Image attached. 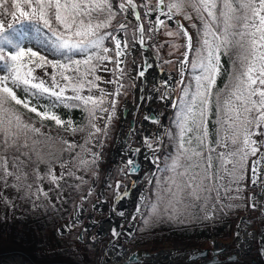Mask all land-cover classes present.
<instances>
[{"label":"snow or ice","instance_id":"1","mask_svg":"<svg viewBox=\"0 0 264 264\" xmlns=\"http://www.w3.org/2000/svg\"><path fill=\"white\" fill-rule=\"evenodd\" d=\"M116 8L121 13L132 9L130 14L141 20V14L135 11V0H118ZM149 11L157 13L156 31L166 26V20L160 17L171 20L183 15L184 19L192 20L191 12L196 14L201 27L195 47L193 36L183 24L178 25V32H167L168 36L175 37L182 34L186 41L180 83H184L186 69H191L192 76L178 103L173 105L178 109L174 120L177 131L172 137L175 150L164 157L163 168H157V172L166 174L165 178L156 182L154 202L142 196L140 203L153 222L161 218L191 217L197 210L208 219L212 209L232 207L219 203L224 198H242L231 193L243 191L240 185L245 180L249 158L260 152L253 137L261 135L264 127V0H168L167 3L156 0ZM117 15L113 0H0V73H4L0 75V179L15 176L20 181L24 175L20 167L24 163L33 169L45 163L52 181L58 179L52 165L59 161L61 153L74 150L77 145L43 132L44 122L49 120L73 134L87 130L75 166L88 168L96 164L98 153H92L91 160L84 158L85 153L92 151L87 145L99 134L107 135L108 124L115 115V97L123 88L120 77L125 70L121 67L124 63L121 58L127 54L128 39L125 37L122 44L114 32L105 31L113 26ZM4 17L11 22L6 24ZM191 26L197 27L195 23ZM126 27L124 23L118 25L121 31ZM137 31L139 43L143 44L144 25L140 24ZM135 38L133 34L132 39ZM109 40L114 48L106 46ZM33 41L59 53L63 60H49L27 46ZM113 52L116 67L112 71L117 79L108 83L117 87L113 93H107L100 88L101 77L96 73L105 61H113L110 55ZM76 55L83 58L76 59ZM227 55L233 58L232 74L228 83L217 89L222 56ZM47 67L53 69L51 83L34 75L36 69ZM139 75L144 76V71ZM20 88L26 94L24 99L14 90ZM86 89L89 93L96 89L99 95H85ZM69 91L71 95L67 94ZM29 97L48 99L49 103L38 107ZM17 105L35 113L40 126L26 121ZM59 105L82 109L87 114V124L77 126L72 120L62 119L54 111ZM213 109L214 141L208 127ZM105 114L107 122L101 128L97 121L104 119ZM151 119L158 122L156 118ZM145 143L152 149L151 141ZM158 161L160 157L153 162ZM10 163L14 170H9ZM262 163L264 153L252 161L253 185L258 183ZM127 165L132 172L137 171L134 159H129ZM116 188L119 190V183ZM127 195L125 191L124 196ZM117 199L123 197L117 195ZM250 206L256 208L255 203ZM136 211L144 214L141 208ZM148 222L145 219L144 223ZM112 235L118 237L120 233L113 229Z\"/></svg>","mask_w":264,"mask_h":264},{"label":"rangeland","instance_id":"2","mask_svg":"<svg viewBox=\"0 0 264 264\" xmlns=\"http://www.w3.org/2000/svg\"><path fill=\"white\" fill-rule=\"evenodd\" d=\"M167 2L168 0H166V3ZM135 3L139 4L137 2ZM155 4L156 0H149L143 1L141 5H147L149 9H152L151 5ZM132 11V9H129L128 12L125 13V17L122 21L127 25V29L133 33L130 38H127V54L121 58L124 61L121 67L125 70L123 76L120 77V83L123 85V88L121 90V94L118 97H115V115L113 116L111 123L108 124L109 127H114L112 131L113 135L111 140L107 137L108 133L107 135L99 134L97 137V139L100 138L99 145L101 146V149L106 150V152H99L98 160H101L103 163L101 165V173L96 172L93 174L89 187L87 188L89 196L84 194L82 198L73 205V211L68 220L60 223L57 226V229H55L54 235L59 241H52L48 238V241L45 240V243L40 247L35 245V251L37 254L40 257L43 256L44 258L49 259L53 256L52 253L54 251H58V249L61 248V246L56 243L63 242L65 247H67L63 250H69L73 247L74 251L71 253H73L77 258L36 260L31 256H27V253L22 250H12V248L9 247L10 242L3 241V239H5V235L3 236L0 234V264H111L110 261L106 263V258H109L107 255L109 249L105 251L107 244H109L110 241H113V243H124L125 238L123 236H119V239H116V237H113L112 235V230H109L108 228L105 229L103 227V223H105L106 220L111 219L112 214L115 215L116 218H121L116 214V211H119L117 206L121 203V199L118 200L117 195L124 196L125 191H127L131 197L138 196V191L134 193L137 186H145L144 196H147L148 186L159 166V161L157 163H154L153 161L156 157H159V151L162 143L161 141L168 127L169 115L175 109L173 105L176 104V97L179 99L182 96L183 88L191 81L192 76L191 69H186L183 74L184 83H180L182 78L180 74L181 61L184 58L183 53L185 52L184 46L183 48L179 47L174 49L171 52L172 55H170V58H172V61L169 63L168 67H166V62H169V59L159 56L161 55L160 52L164 51L165 48L168 47H159L161 43L165 42L166 45L170 44L173 37L177 39V44L183 43V40L184 43H186L185 39L182 40L180 37L168 36L167 33L159 36V31L155 30L157 26L154 22L155 16L157 15L155 11H149L147 15L145 17H141V20L139 21L135 19L134 15L130 14ZM135 11H138V9L136 8ZM190 14L193 19H196L194 16L196 14L194 12H191ZM4 19L6 24L11 22L10 18L4 17ZM193 19L186 20L183 15L174 16V20L171 25L167 19L165 20H167L169 26L173 28L177 21L182 20L184 27L187 28L188 31L190 30L189 33L191 34L195 32V28L191 26L194 23ZM140 24H143L145 27L143 44L139 43L140 34L137 31ZM113 29H115L114 34L122 39L123 44V39L128 36L127 29H124L123 31L117 29V27ZM133 34H135V39H132ZM195 43H198V40H196ZM195 43L193 45H195ZM106 46L114 48V44H112V42ZM110 55H113V61H105V64L102 65L96 73L101 77V80L98 81L100 88L104 89L107 93H113L117 87L116 84L108 83L110 80L117 79V74L112 71L116 67L114 62V52L110 53ZM189 60H191V54L189 55ZM105 68L107 70H105ZM141 70L144 71V76L139 75ZM49 72H52L51 67L38 68L35 70L34 75L51 83V75ZM152 74L155 75L156 78L153 77ZM152 90L157 91L158 94L152 96ZM67 94H71V92L69 91ZM84 94L99 95V91L94 89L92 93H89L86 89ZM112 98L113 97L111 96L109 97L110 100ZM148 107H152L150 111H147ZM150 112H152L155 117H159L158 122L154 123L150 121ZM144 116H147L149 119H144ZM175 117L176 114L174 119ZM106 122L107 114L104 115V119L98 120L97 124L103 128ZM260 131L261 135L253 137L257 140L260 152H258L256 156L251 157L247 200H249L248 197L252 195V193L256 192L255 188L250 186L252 183L250 179L252 161L259 158L260 153H264V127H262ZM119 137H123L122 142H125L130 147H139L142 148L141 150L143 152L150 150V154L153 153L150 164L147 163L146 165L141 166V169L137 174L130 176L128 171H126V169L131 167L127 166V161L134 158L127 156L125 153H121V155H119V147L123 145V143L122 145H119ZM146 140L152 142V149L147 147V144L145 143ZM153 149L158 150L153 151ZM101 152H104V154L101 155ZM124 160H126V162H124ZM119 168H121V171L125 170L123 177L118 174ZM65 169L66 168H57V175L61 173V178H63L64 176L62 174H64ZM108 171H110L109 174L112 173L113 175H107ZM139 176L140 178L137 180L138 182L132 185V182ZM2 180L3 179H0V198L5 195V199L9 201L10 206L11 204H16L15 198L13 199L14 194L12 190H9L6 183ZM117 183L120 185L119 190L116 188ZM78 205L83 208V211L80 219H75V216H77L75 213ZM4 210L8 213L9 207H6ZM14 211L15 210H13V212ZM143 211L144 208L143 205H141V212L143 213ZM247 213L248 209L241 212L236 218H234L233 222L239 220L240 217L244 215H247L248 217L250 214ZM140 215L141 214H139L136 218V221H138ZM71 218L73 220H70ZM66 225H72V227L66 228ZM253 227L260 229V225H254ZM101 229L105 231L109 230V232L106 231V234L103 233L102 235L100 234ZM8 231L9 230L7 229L6 232ZM80 232L83 237L80 240H76L75 238L79 237ZM124 235L127 237L126 234ZM6 236H9V234H6ZM231 237L232 236L230 235L226 238L207 237L202 240L191 239L185 241L171 239L169 242H161L157 244H152L150 241L138 243L135 238L130 246L125 247L126 251L146 250L150 253L175 249L177 251L179 250V252L177 254L171 251L169 256L175 257L172 261L178 260L179 264H198L199 262L196 261H188V250L192 251L200 248H211L213 242L217 240L216 238L224 241L223 243H229L232 247H234L231 242H226L230 241ZM70 239H73L75 242L72 247H70ZM96 243L98 245L97 247L95 245ZM253 244L255 245L256 242ZM252 254L254 257L258 258L256 251L252 250ZM121 260L122 259H120V261ZM257 260L261 263V259ZM242 261L249 262L247 258H242ZM119 263L123 264V262Z\"/></svg>","mask_w":264,"mask_h":264},{"label":"trees","instance_id":"3","mask_svg":"<svg viewBox=\"0 0 264 264\" xmlns=\"http://www.w3.org/2000/svg\"><path fill=\"white\" fill-rule=\"evenodd\" d=\"M143 1L149 0H135L137 4L138 12L141 14V17H145L149 12V7H144L142 4ZM118 1L113 0L114 9H116L118 15L113 21V26L105 31L114 32L118 28L119 23H123L125 13H121L118 8H116ZM155 5H151L154 8ZM196 17V15H194ZM120 19V20H117ZM194 23L197 25L195 32L191 33L193 36V44L198 40V29L201 27V22L196 18L193 19ZM183 24V21L180 20ZM118 22V23H117ZM20 22L17 23L19 25ZM127 29V27H126ZM169 31L178 32L179 27L175 24L174 28L170 27L166 21V26H161L159 30V36L166 34ZM190 31V30H189ZM133 32L127 29V38L131 37ZM29 35H34L30 33ZM182 40L184 37L182 34L179 36ZM160 39V38H159ZM177 39L173 37L170 44L161 43L159 47L168 46L164 51H161L160 57H166L169 59V62H166V67L169 66V63L172 61L170 58L171 52L177 47H173L174 44L180 45L183 48V43H176ZM199 43V40H198ZM195 43L194 47L198 45ZM111 44V41H106V45ZM27 46L33 47L34 50H38L41 54L46 55L49 60H63V57L59 53H55L53 50L45 49L33 43L28 44ZM179 48V47H178ZM74 58L80 59L83 58L82 55H76ZM222 71L220 77L217 79V89H222L225 84L228 83L229 77L232 74L233 70V58L231 55L222 56ZM52 69V68H51ZM53 73L49 72L51 75ZM4 73H0L3 75ZM130 82V81H129ZM17 93V96L21 99H24L26 94L23 89H14ZM72 94V93H71ZM68 94V95H71ZM33 104H36L38 107L46 106L49 101L48 99L36 97H29ZM178 97H176V104L178 103ZM19 111L23 114L26 121H31L36 124L37 127L40 126L39 118L35 113H30L26 109H23L22 106H16ZM62 119L65 121L72 120L73 123L77 126H84L87 124V114L80 108H67L63 105H59L54 110ZM178 109L175 107L174 111L171 112L168 118V127L166 133L162 138L161 149L159 151V168H163L164 157L168 153L174 152L175 150V140L172 138L176 134V127L174 124V116L177 113ZM215 109H213V114L209 118L208 127L210 138L215 140ZM114 127L108 126L107 133L108 139L112 138V131ZM42 131L47 135H50L54 138H59L68 141L70 144H76L77 147L71 151H65L60 154L59 161L55 162L52 165L54 174L58 177V181H52L51 177L48 175V165L41 163L36 169H33L29 164L24 163L20 167V172L23 175L20 181L16 180L15 176L7 177L6 180L2 181L6 183L9 190L11 189L16 204L9 205V201L5 199V195L0 198V234H2L5 239L3 241L10 242L9 247L12 250H22L27 253V255L36 260L45 259H76L77 257L71 253L74 251L72 245L75 243L73 239H70V248L69 250H63L65 247L63 242L56 243L61 246L58 251H54L51 258L46 259L43 256L40 257L35 251V245L40 247L43 245L45 240L48 241L50 238L52 241H59L55 237V229L60 223L65 222L71 216L73 211V205L77 203L78 200L87 192V188L91 182L93 174L98 172L101 173L102 161L97 159L96 164L91 165L88 168L83 166L76 167V155L80 152V145L84 144L85 139L87 138V130L84 132H77L75 134L65 131L63 128H59L55 125L53 121H45ZM172 133V136L167 135V133ZM99 139H93L87 147L91 148L90 153H85L84 158L91 160L92 153H98L100 151L106 152L105 149H101L99 145ZM98 140V142H97ZM101 149V150H100ZM222 150V149H221ZM104 152L100 154L103 155ZM23 160L24 158L21 157ZM64 167H61V165ZM251 164V157L248 161V170L245 175V180L241 182L240 187L243 189L240 193H231V195H239L241 199L228 200L224 198L221 202L225 205L231 204L232 207L224 208H214L212 209V219L203 218V214L197 210L191 217L181 216L179 219L168 220L166 218H161L159 220L152 219L147 215V210L144 209L143 215L137 221L136 228V241L138 243L150 241L152 244H157L161 242H169V240H202L207 237H221L226 238L232 234V220L236 218L241 212L248 209V200H247V190L249 188V167ZM57 168H66L64 177L61 178V173L57 175ZM9 170H14L11 163L9 164ZM69 171L73 174L69 175ZM63 173V172H62ZM166 174L155 172L153 178L147 189V196L151 201L154 202L155 199V186L158 180H163ZM61 182V183H60ZM235 187V186H234ZM11 202V201H10ZM12 203V202H11ZM9 207V212H5V208ZM13 210H15L13 212ZM145 219L149 222L144 223ZM9 230L6 232V230ZM9 234V236H6ZM54 236V237H53ZM76 240L78 239L75 238ZM60 250V251H59Z\"/></svg>","mask_w":264,"mask_h":264},{"label":"bare ground","instance_id":"4","mask_svg":"<svg viewBox=\"0 0 264 264\" xmlns=\"http://www.w3.org/2000/svg\"><path fill=\"white\" fill-rule=\"evenodd\" d=\"M152 92H151V95L154 96L155 94H153ZM122 138L123 137H121V138L119 137V139H118L119 140V145H122V141H123ZM123 150L126 151V152H129L128 149L126 150V148H124V146H120L119 147V155H121V153H124V152H122ZM139 155H140V153H139ZM152 157H153V153L150 154V155L145 156L144 159L142 160V162H143L142 165L144 166L147 163L150 164V161H151ZM137 191L140 192L141 194H144L143 186H137ZM126 203L128 205L125 204V203H123L121 205V209L124 210V215L123 216L120 215V216L123 217L124 219L121 221L120 219L116 218L115 215H111V221H107V222L103 223V227L105 229L106 228H108L109 230L115 229L120 234L125 233V232H123L124 225L126 223L130 224L131 218L137 212L136 209L140 208V203L138 201V197L137 196H132V197L130 196L128 198V202H126ZM256 204L258 205V209H259L260 212L264 211V202L257 201ZM116 214H119V213L116 212ZM247 214H250L251 216L248 215V217H247V215L246 216L244 215V216L240 217V219L237 220V222L243 224L245 227L252 228L254 223L257 220V216L255 214V211L251 207H248V213ZM78 215L79 216L81 215V208L78 211ZM109 230H106V231L109 232ZM237 230H239V229H237ZM101 231L103 233H106V231L103 230V229H101ZM231 236L232 237H231L230 241H232L233 244L235 245V251L237 253L242 254V255H246L248 258H254V256L252 255V252H251L252 243L250 241H247V243H242L243 239L241 237L240 232H239V236L241 238L238 236L237 232L233 231V230H232ZM252 238L254 239V234L253 233H252ZM216 239L217 240H215V241L219 242V246H225L229 250L233 249V247L229 243H223L224 241L219 240L218 238H216ZM226 242H229V241H226ZM246 250H248V251H246ZM124 251H126V247L124 245H122V244H120L118 242L115 243V244H112L110 246V248H109L108 253H107L108 256H109V259H107V260L110 261L111 264H120L119 260H117V258L120 255H122V253H124ZM173 253H178V251L175 250ZM170 254H171V251L166 250V251H163V254L157 253L156 255H151V256H148L146 258L148 259L150 264H179L178 260L177 261H175V260L172 261L175 257L169 256ZM125 255H128V253L125 252ZM141 263H144V260H142ZM249 263L250 262H247L246 264H249Z\"/></svg>","mask_w":264,"mask_h":264},{"label":"water","instance_id":"5","mask_svg":"<svg viewBox=\"0 0 264 264\" xmlns=\"http://www.w3.org/2000/svg\"><path fill=\"white\" fill-rule=\"evenodd\" d=\"M160 18L161 19H167L166 17H160ZM173 20H174V17H173V19L168 20L170 25L172 24ZM176 23H177V25L181 24L179 21H177ZM152 91H153L152 92L153 94H155V95L157 94V91H155V90H152ZM151 108L152 107H148L147 111H150ZM150 113H151L150 121L153 122V119H151V118H156L157 121H159V117H155L152 112H150ZM144 119H149V118L147 116H144ZM154 123H156V122H154ZM124 147L126 148V150L128 148L131 152H133V154L131 155V158H134V160L136 162V167H137L136 172H132L131 168H130L129 173L130 174H137L140 171L141 166L143 164V163H140L137 159H140V161H142L144 159V154L147 156L151 153V151L146 150L141 155H139L140 151H142L141 150L142 148L130 147L129 145H125ZM122 152H126V151L123 150ZM127 156H129V154H127ZM251 176H252V173H250V179H251ZM120 212H123V211H120ZM134 220H135V215L131 218L130 223L133 222ZM129 225H130L129 223L126 224V226L123 228V232L127 233L129 237H132L133 233H134V229L131 228ZM226 248L227 247H225V246L219 247V242L215 241V242H213V245L211 248H204L203 250L192 254L188 258V261H196V262H199L198 264H226L227 262L238 261L235 254L226 258V259L220 258V255L226 251ZM125 252H127V251H124V253H122V255H120L117 258V260H119V262H123V264H139V263L142 264L141 263L142 260L148 261V260H146L147 259L146 257H148V256L156 255L157 253L163 254V251L156 252V253H150L146 250H135V251L133 250L130 253L127 252L128 255H125ZM120 259H122V260L120 261Z\"/></svg>","mask_w":264,"mask_h":264},{"label":"flooded vegetation","instance_id":"6","mask_svg":"<svg viewBox=\"0 0 264 264\" xmlns=\"http://www.w3.org/2000/svg\"><path fill=\"white\" fill-rule=\"evenodd\" d=\"M153 77H155V75H153ZM156 78V77H155ZM112 173H107V175H111ZM118 174L120 175V176H122L123 177V175H124V171H121V168H119V171H118ZM113 175V174H112ZM131 191H132V188H131ZM123 197V199H121V203L122 202H124L125 204H127L126 202H128V198L130 197V195H127V196H122ZM138 201H139V198H138ZM128 205V204H127ZM140 206H141V204H140Z\"/></svg>","mask_w":264,"mask_h":264},{"label":"crops","instance_id":"7","mask_svg":"<svg viewBox=\"0 0 264 264\" xmlns=\"http://www.w3.org/2000/svg\"><path fill=\"white\" fill-rule=\"evenodd\" d=\"M241 233H244V230H242Z\"/></svg>","mask_w":264,"mask_h":264}]
</instances>
